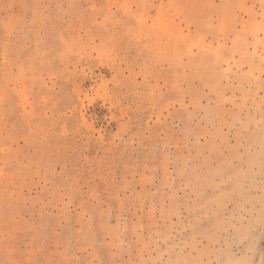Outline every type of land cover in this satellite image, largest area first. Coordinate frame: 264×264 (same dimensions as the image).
Segmentation results:
<instances>
[{"label":"rangeland","instance_id":"rangeland-1","mask_svg":"<svg viewBox=\"0 0 264 264\" xmlns=\"http://www.w3.org/2000/svg\"><path fill=\"white\" fill-rule=\"evenodd\" d=\"M0 264H264V0H0Z\"/></svg>","mask_w":264,"mask_h":264}]
</instances>
